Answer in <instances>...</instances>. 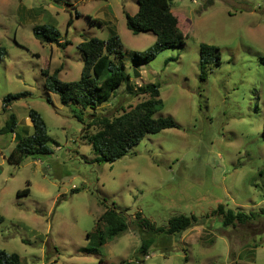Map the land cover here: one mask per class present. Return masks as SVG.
Returning <instances> with one entry per match:
<instances>
[{
    "label": "rangeland",
    "instance_id": "rangeland-1",
    "mask_svg": "<svg viewBox=\"0 0 264 264\" xmlns=\"http://www.w3.org/2000/svg\"><path fill=\"white\" fill-rule=\"evenodd\" d=\"M169 1L184 44L135 63L132 52L146 55L155 41L151 31L126 27L136 0H0V129L10 114L17 121L14 133H0V249L16 253L19 264H264V216L226 227L220 216L202 217L218 204L264 206V0ZM38 25L54 26L57 40L37 39ZM114 34L129 81L85 110L82 124L76 105L45 89L42 71L77 80V45ZM202 43L217 46L221 58L203 79ZM154 83L163 102L154 116L171 115L177 127L145 134L112 163L98 161L86 138L101 128L94 119L128 111L149 98L138 89ZM16 94L23 96L3 108V98ZM30 109L43 118L52 153L14 165L7 157L15 134L32 132ZM25 187L29 193L17 195ZM111 204L128 227L98 244L96 221ZM137 212L156 225L175 214L201 222L157 235L142 255L149 234L137 227Z\"/></svg>",
    "mask_w": 264,
    "mask_h": 264
},
{
    "label": "trees",
    "instance_id": "trees-1",
    "mask_svg": "<svg viewBox=\"0 0 264 264\" xmlns=\"http://www.w3.org/2000/svg\"><path fill=\"white\" fill-rule=\"evenodd\" d=\"M137 11L129 15L125 12V24L133 34L151 31L155 34V41L148 48L146 55L132 52L135 63H147L156 54L166 48L181 46L184 44L177 25V18L171 11L169 0H136ZM78 16V15H76ZM72 23L69 18L67 25ZM33 35L41 42H53L57 40L59 31L52 25H38L33 28ZM59 43V42H58ZM65 44V43H64ZM77 48L81 52L83 64L80 76L74 81H61L57 77L56 69L49 73L44 69V87L48 92L58 95L62 104H74V116L82 124L84 123L83 113L85 110H94L105 103L114 94L117 87L123 82H128V75L125 73L124 65L119 60L122 56V43L117 35H111L106 39L91 37L81 41ZM5 53L0 47V59ZM118 59V61L116 60ZM221 64L220 52L217 46L202 43L199 47V77L206 76V69L217 67ZM139 92L148 93L149 98L145 99L128 111L112 119L102 116L94 119L100 125V129L93 135L86 137L92 145L95 153L99 156L100 162H109L120 159L135 144L139 143L147 133H158L166 128L177 127V123L171 115L154 116L162 108L163 102L159 98V84H147L138 89ZM23 94L15 96L7 95L3 98V108L13 98H19ZM28 116L32 125V132L25 130L23 136L15 134L16 143L10 151L7 161L19 165L27 156H41L52 153L48 146L50 140L47 134L45 122L41 115L30 109ZM17 126L16 117L10 114L5 121L0 133H14ZM264 132V122H263ZM29 188L17 192V195H27ZM106 200L103 199V202ZM209 215L220 216L223 226L245 223L257 217L264 216V206L256 210L245 211L242 209L226 208L218 204ZM2 217L0 216V222ZM201 222L193 214H175L171 216L167 224L156 225L150 220L141 216L140 212L135 214V223L140 231L149 234L142 238L139 252L145 255L153 243L154 238L159 235L174 236L181 234L188 228ZM95 230L98 236V244H103L112 237L125 231L128 227L126 218L122 213L117 212L115 205L107 206L104 212L96 221ZM19 256L16 253H7L0 249V264H19Z\"/></svg>",
    "mask_w": 264,
    "mask_h": 264
},
{
    "label": "built area",
    "instance_id": "built-area-1",
    "mask_svg": "<svg viewBox=\"0 0 264 264\" xmlns=\"http://www.w3.org/2000/svg\"><path fill=\"white\" fill-rule=\"evenodd\" d=\"M146 257H148V256H146Z\"/></svg>",
    "mask_w": 264,
    "mask_h": 264
},
{
    "label": "crops",
    "instance_id": "crops-1",
    "mask_svg": "<svg viewBox=\"0 0 264 264\" xmlns=\"http://www.w3.org/2000/svg\"><path fill=\"white\" fill-rule=\"evenodd\" d=\"M137 11V10H136ZM135 13V12H134Z\"/></svg>",
    "mask_w": 264,
    "mask_h": 264
}]
</instances>
